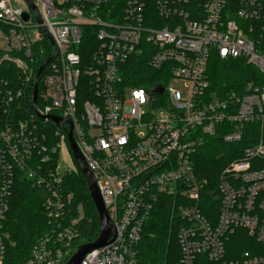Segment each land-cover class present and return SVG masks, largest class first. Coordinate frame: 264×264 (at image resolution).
Wrapping results in <instances>:
<instances>
[{
  "label": "built area",
  "instance_id": "2783aa9c",
  "mask_svg": "<svg viewBox=\"0 0 264 264\" xmlns=\"http://www.w3.org/2000/svg\"><path fill=\"white\" fill-rule=\"evenodd\" d=\"M22 1L15 8L0 0V52L18 68L22 86L34 85V45L48 35L54 49L29 124L0 131V264L14 170L45 192L53 227L34 244L30 264H67L79 236L83 214L78 207L71 216V197L63 193L65 176L75 172L70 127L53 123L50 138L39 132L37 120L51 122L45 116L69 121L115 230L112 242L81 264H137L143 227L165 202L180 249L176 264H264V84L224 99L209 92L212 54L244 61L264 76V52L247 33L253 30L225 16L229 0H126L120 13L111 7V16L106 0H30L39 23ZM259 12L257 0H243L236 16L259 20ZM133 57L147 59L157 74L153 85H126ZM172 79L183 92L170 86ZM10 95L0 82V110L9 109ZM250 123L260 127L256 139ZM246 136L250 145L233 148L216 179L200 175L197 156L209 138L237 145ZM60 155L70 163L64 173Z\"/></svg>",
  "mask_w": 264,
  "mask_h": 264
},
{
  "label": "trees",
  "instance_id": "16d2710c",
  "mask_svg": "<svg viewBox=\"0 0 264 264\" xmlns=\"http://www.w3.org/2000/svg\"><path fill=\"white\" fill-rule=\"evenodd\" d=\"M125 1L106 0L110 16L111 7H115V12L120 13L121 5ZM198 1L193 0L192 3L198 4ZM257 2L260 4L259 20L242 21L237 19L236 12L238 8L242 7L243 0L227 1L228 11L225 16L228 20L239 21L245 31L252 29V33L248 31L247 33L252 39L254 38L256 48L264 52V0H257ZM51 53L50 42L43 37L32 50V57L35 59L33 68H39L43 62L50 58ZM147 62L145 58H131L124 75L126 85L149 87L155 83L157 74L148 66ZM45 72L46 69L43 73ZM19 75L18 68L0 52V82L3 86H7L12 98L8 104L9 109L7 111L0 110V131L6 127L16 128L18 122L28 124L30 122L33 87L32 84L27 87L22 86ZM207 76L210 85L209 92L218 99H224L231 93L242 95L245 86L251 83L257 86L264 84V76L258 73L253 66L247 65L241 60H221L215 54H212L208 61ZM41 90L42 85L39 83L38 92L40 93ZM18 92H20L19 96H17ZM37 122L39 123V132L43 130V133L51 138L53 130L57 129L55 125L40 120ZM246 127L253 132V139H256V135L259 136L260 127L258 124L250 123ZM250 141L246 136L240 144L227 145L222 144L217 137L209 138L199 149L197 156L200 175L207 179H216L219 168L231 161L229 152L233 148L249 146ZM57 158L56 155L53 157L55 162ZM72 161L75 172L65 176L63 193L65 197H71V202L67 206L71 216L77 217L79 207L83 219L76 226L79 236L67 249L68 256H72L79 246L93 243L99 234L98 214L90 199L81 171L74 159ZM14 173L15 178L11 185L8 211L1 229V232L8 236L4 243L5 251L2 264H30L31 250L34 244L47 235H52L53 227L43 207L45 192L34 187L22 172L14 170ZM2 179H4V174L0 166V189ZM166 204L167 202L160 209H155L151 219L143 227V234L137 246V264H176L179 259L180 249L175 233L176 227L169 224L170 214L165 207Z\"/></svg>",
  "mask_w": 264,
  "mask_h": 264
},
{
  "label": "water",
  "instance_id": "95a60500",
  "mask_svg": "<svg viewBox=\"0 0 264 264\" xmlns=\"http://www.w3.org/2000/svg\"><path fill=\"white\" fill-rule=\"evenodd\" d=\"M26 2L28 3L30 8L32 9V13H33L36 21L39 23L40 22L39 18L36 15V12L32 6V3L30 2V0H26ZM23 19H24V21L28 20L27 14H23ZM44 34H45V32H44ZM45 36L49 40L52 49H54V43H53L52 39L48 35H45ZM48 62H49V59L42 63V65L38 68L36 75H35V78H34L32 100H31L32 107L34 110H35V106L37 103L39 79H40V76H41L44 68L48 64ZM161 92H162V90L159 87H157L154 90V94H158V93L160 94ZM42 119H47V120L51 121L52 123H54L56 126H59L61 124H67L70 127V129L67 132L69 150L72 154L74 161L76 162L78 168L81 171L83 179L86 183V187H87L90 199L92 200L94 208L98 214L99 234H98L97 239L93 243L79 246L77 248L76 252L71 256V258L67 262V264H81L83 258L88 253L92 252L93 250L102 248L105 245L112 242V240L115 236L114 226H113L111 220L109 219V216H108V214L104 208V205L102 203L100 194H99L98 189L96 187L93 175L90 172V170L88 169L80 151L78 150V148H77V146L73 140L71 125H70L69 121H67L65 119L58 118V117H54V116H45V117H42Z\"/></svg>",
  "mask_w": 264,
  "mask_h": 264
},
{
  "label": "rangeland",
  "instance_id": "374dc122",
  "mask_svg": "<svg viewBox=\"0 0 264 264\" xmlns=\"http://www.w3.org/2000/svg\"><path fill=\"white\" fill-rule=\"evenodd\" d=\"M10 2L12 6L15 8H23L24 6V3L22 0H10ZM169 84H171L170 86L176 89H179L183 92L182 84L179 81H175L174 79H172ZM69 168H70V163L68 162V157L64 155H60L59 172L64 173V171H66Z\"/></svg>",
  "mask_w": 264,
  "mask_h": 264
}]
</instances>
